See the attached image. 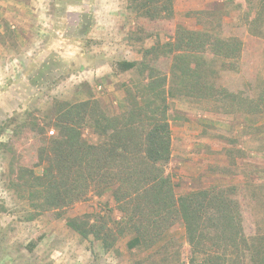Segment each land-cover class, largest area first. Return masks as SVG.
I'll return each instance as SVG.
<instances>
[{"label":"rangeland","instance_id":"374dc122","mask_svg":"<svg viewBox=\"0 0 264 264\" xmlns=\"http://www.w3.org/2000/svg\"><path fill=\"white\" fill-rule=\"evenodd\" d=\"M173 7L172 19L151 21L130 10L126 0H0V128L15 113L46 117L56 99L92 97L109 114H119L127 107L125 86L133 88L140 76L117 71L116 62L141 61L146 48L170 42L179 25L241 39L239 60H214L213 78L217 87L254 96L264 77V38L249 33L243 19L247 1L174 0ZM150 62L170 76L171 58ZM173 87L172 157L166 173L176 194L235 186L246 234L264 230V114L231 111L219 99L189 97ZM14 128L0 135L6 144L0 149V264H135L138 259L156 264L147 262L148 253L128 251L124 239L107 251L100 241L82 238L67 226L70 217L107 214L114 208L108 196L90 193L61 217L53 211L36 215L14 191L12 169L27 164L40 173L42 144L38 135L14 134ZM53 131L49 129V136ZM85 135L96 141L92 134ZM170 239L176 242L168 253L172 264H189L180 222L162 244ZM165 253L159 254L157 264H163Z\"/></svg>","mask_w":264,"mask_h":264},{"label":"trees","instance_id":"16d2710c","mask_svg":"<svg viewBox=\"0 0 264 264\" xmlns=\"http://www.w3.org/2000/svg\"><path fill=\"white\" fill-rule=\"evenodd\" d=\"M126 1L144 19L174 17V0ZM246 1L243 19L249 33L264 38V0ZM242 50L238 37L179 25L170 42L146 48L141 61L116 62L117 71H135L140 76L133 88L125 86L127 107L119 114H109L92 97L77 102L56 99L44 118L15 113L0 128V135L14 126V134L38 135L42 170L38 173L27 164L12 169L14 191L36 215L53 211L60 217L90 193L108 196L114 208H108L107 214L86 213L66 220L80 237L100 241L107 251L124 239L128 251L148 253L147 262L157 264L164 251L160 261L172 264L175 260L168 253L176 242L162 241L180 222L189 246V264H264V230L246 234L235 186H211L177 195L166 173L172 157L173 84L182 95L219 99L238 113L264 114V77L252 97L229 92L214 82V60L236 62ZM161 57L172 59L170 76L150 62ZM50 128L55 129L51 136ZM86 132L96 141L87 139ZM5 146L0 142V149ZM135 264L144 263L138 259Z\"/></svg>","mask_w":264,"mask_h":264}]
</instances>
